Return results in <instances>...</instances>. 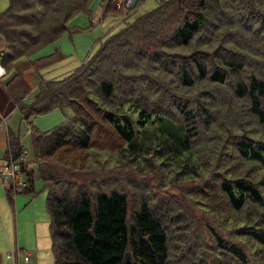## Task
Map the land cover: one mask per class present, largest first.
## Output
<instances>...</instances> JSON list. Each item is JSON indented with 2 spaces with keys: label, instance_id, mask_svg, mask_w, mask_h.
Returning a JSON list of instances; mask_svg holds the SVG:
<instances>
[{
  "label": "trees",
  "instance_id": "obj_1",
  "mask_svg": "<svg viewBox=\"0 0 264 264\" xmlns=\"http://www.w3.org/2000/svg\"><path fill=\"white\" fill-rule=\"evenodd\" d=\"M88 1L9 0L7 7L0 10L1 62L4 67L14 70V74L0 85L10 102L18 107L21 118L29 121L34 161L43 182L42 189L46 192L45 208L49 218L53 263L168 264L165 229L144 200L139 202L128 221V199L123 192L109 188L101 190L104 184L93 185L94 190L82 179L69 183L65 175L70 170L78 172L84 163L88 164L92 158L88 151H99L97 156L111 147L116 151L115 155H126L127 160L139 161L151 156L156 160L167 158L183 176L201 175L197 168L192 167L193 128L186 122L173 120L165 113L152 110L153 96L158 94L159 87L154 89L146 81L153 82L149 72L154 75L159 73L163 49L170 48V45H188L197 34L201 35L200 38L227 36L230 39L220 41L224 45L238 47V38L244 35V29L236 24L237 21H223L218 26L210 15V8L216 6L232 8V1H236L240 14L246 12L250 21L248 26L244 23L247 26L246 45H240L242 50L240 47L231 50L255 57L263 72L262 78L250 73L247 82H236L234 93L250 101L249 111L258 123L264 125V0L160 1L155 8L166 22L169 18L165 13L172 10L182 14L180 24L171 26L168 23L172 29L166 25L167 30L159 28L153 33L151 30L157 25L153 18L139 15L107 35L96 52L70 73L61 78H41L34 99L29 103L24 102L31 87L24 77L25 73L43 68L61 55L58 50L45 55L34 54L47 43L56 41L68 28V20L76 12L87 10ZM170 5L172 7L168 8ZM113 7L110 0H103L104 14L114 10ZM145 23L150 26L146 27ZM158 47L159 55L156 51ZM196 53L179 63L182 71L189 65L197 70L196 77L181 74L179 80L183 86L195 84L196 78L208 77V70L202 66ZM207 58L211 59V54H207L204 60ZM213 60L216 61L215 65L207 60V67H212L209 78L212 82L224 83V73L218 69H236L237 62L217 55ZM153 66H157L156 69ZM115 79L122 87L116 84ZM127 79L131 81L127 82ZM76 103L79 107L74 105ZM64 105L71 106L73 115L49 130H39L31 120L33 114L45 113ZM181 113L188 114L184 110ZM99 122L110 129L118 146L114 147L111 141L104 142L102 131L94 138ZM6 146L3 160L24 152L18 136L9 129ZM236 148L246 161L264 164V141L240 139L236 142ZM93 162L103 161L97 156ZM141 165L147 166L143 162ZM21 166L26 171L28 186L20 192H32L33 169L27 168L25 162ZM98 174L101 181L102 177L109 175L106 172ZM60 181L62 185L68 182L64 189L57 188ZM218 186L233 210L239 211L248 203L264 207V192L250 179L235 175L220 180ZM98 187L100 189H96ZM5 194L12 202L10 191ZM262 224L251 229L246 225L241 228V234H249L264 246ZM225 247L244 259L240 247L227 244Z\"/></svg>",
  "mask_w": 264,
  "mask_h": 264
},
{
  "label": "rangeland",
  "instance_id": "obj_2",
  "mask_svg": "<svg viewBox=\"0 0 264 264\" xmlns=\"http://www.w3.org/2000/svg\"><path fill=\"white\" fill-rule=\"evenodd\" d=\"M8 1L0 0V10L7 7ZM131 1L132 6H123L124 9L120 10L115 6L113 7L115 11L104 14L103 0H89L87 10L76 12L68 20V28L57 40L42 46L34 54L39 56L58 50L61 55L45 67L25 73L24 77L31 87L24 97V102L29 103L34 99L37 83L41 78H61L70 73L96 52L107 35L119 30L135 17L144 15L153 18L157 24L151 30L153 33L159 28L167 30L168 23L171 26L180 24L181 13L167 11L165 14L169 19L166 22L161 12L155 8L164 0ZM110 2L114 4L113 0ZM230 6L232 8L223 5L210 8V15L212 14L218 26L223 21H237L236 24L244 29L242 30L244 35H239L238 47L241 44L244 47L248 39L245 28L250 19L245 15V11L241 14L238 12L236 1H232ZM171 7L172 5L168 8ZM180 9L183 11L182 5ZM145 25L150 26L146 23ZM171 26L169 25L170 28ZM200 37L201 35L197 34L188 45L173 46L168 43L170 48L163 49V55L160 56L159 73L154 75L149 72L153 82H146L154 89L159 87L158 94L153 96L152 110L165 113L173 120L186 122L190 128H193L191 129L194 134L192 167L197 168L201 175L183 176L184 174L176 171L174 163H170L167 158L156 160L151 156L139 161L127 160L126 155H115L116 151L111 147L109 149L111 151L103 150L100 152L102 154L97 155L103 162L96 164L93 159L97 157L95 155L99 151H88L92 156L88 164L84 163L78 168L80 170L78 172L68 171L65 175L66 181L71 183L82 179L94 190L93 185L100 184H104L101 190L108 188L120 190L128 199V221L139 202L144 200L165 229L168 264H264V246L253 240L249 234H241L243 233L241 228L246 225H249L250 229L259 227L261 222L264 225V207L248 203L239 211L233 210L218 186L220 180L236 175L250 179L264 192V168H261L264 164L246 161L236 148V142L240 139L252 141L253 138L264 141V125L258 123L256 117L249 111L250 101L234 93L236 82H247L250 73L262 78L263 72L255 57L249 56L246 52L236 53L231 49H239L237 46L233 44L227 46L220 41L225 42L230 39L227 36L226 38ZM156 51L159 55V47ZM195 52L202 66L208 70V77L196 78L195 84L183 86L179 80L181 74L196 77L197 70L189 65L182 71L179 63L183 60L187 61L186 58ZM207 54H211V59L207 58V60L214 63L213 65L216 64L213 60L214 55H217L221 58L235 59L237 62L235 66L243 68L225 70L219 68L218 70L224 73L225 82H212L209 78L212 67L208 68V61L204 60ZM156 67L153 66V69ZM11 70L5 67L6 74L0 82L7 80ZM104 74L107 73L102 75ZM115 81L120 85L118 79ZM130 81L131 79H127V82ZM74 105L79 107L77 103ZM182 110L188 114H182ZM72 115L71 106L64 105L45 113L33 114L31 120L39 130L44 131L55 127ZM98 125L99 129L94 132V138H97L102 131L103 139H101L104 142L111 141L114 147L118 146L119 143L111 136L110 129L100 122ZM29 127V121L21 118L17 106L9 110L8 115H0V163L4 161L3 153L7 147L5 134L8 128L18 136L20 145L25 151V166L33 169L34 189L25 193L10 189L13 202H9L0 178V251L5 256L10 251L9 242L13 244V239L16 241L17 236L19 245L35 253V260H37L36 254L41 253L39 264H54L53 254L50 251L49 218L45 208L46 192L42 189L43 182L39 178L34 161ZM142 162L147 166H142ZM84 170L88 171L84 173ZM102 172L109 175L102 177L101 181L98 173ZM68 182L62 185L60 181V186L57 188L64 189ZM225 244L240 247L244 259L232 253ZM35 260L33 259L31 263L35 264ZM19 264H26V261H21Z\"/></svg>",
  "mask_w": 264,
  "mask_h": 264
},
{
  "label": "built area",
  "instance_id": "obj_3",
  "mask_svg": "<svg viewBox=\"0 0 264 264\" xmlns=\"http://www.w3.org/2000/svg\"><path fill=\"white\" fill-rule=\"evenodd\" d=\"M114 6L116 8L124 9L123 6L132 5L131 0H113ZM123 4V5H122ZM6 74L5 67L1 62L0 53V79ZM25 151L17 157H9L0 163V178L4 185L6 191H22L28 186L27 174L24 169H22L21 163L25 162ZM24 175V177H23ZM15 254V249H11L7 256L11 257ZM22 257L24 261H28L30 257V251H22Z\"/></svg>",
  "mask_w": 264,
  "mask_h": 264
},
{
  "label": "crops",
  "instance_id": "obj_4",
  "mask_svg": "<svg viewBox=\"0 0 264 264\" xmlns=\"http://www.w3.org/2000/svg\"><path fill=\"white\" fill-rule=\"evenodd\" d=\"M1 47H2V45H1ZM13 74H14V70H11V73L9 74V77L7 79H9ZM0 84H2V82H0ZM37 90H38V83H37ZM15 106L16 105H13L10 102L8 95L5 91V89L3 88V86L0 85V115H8V111L9 110L11 111V109H13ZM7 131H8V128H7ZM7 131H6V134H7ZM6 134H5V141H6ZM14 221H15L14 225L16 227L15 217H14ZM9 246H10V250L15 249V254H13V256H11V257H9V256L5 257L7 255V253L4 256L3 252L0 251V264H19V263H21V261L24 262L23 257H22V251H24L25 248H23L21 245H19L17 236H16V241L13 239V244L9 242ZM40 256H41V253L40 252L37 253L36 254L37 260H35V253L30 251V257H29V260L26 261V264H30L33 259L35 260V264L36 263L39 264ZM32 257H34V258L32 259ZM31 264H34V263H31Z\"/></svg>",
  "mask_w": 264,
  "mask_h": 264
}]
</instances>
